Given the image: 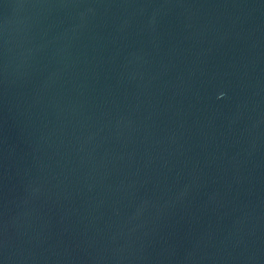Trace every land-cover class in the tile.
I'll return each instance as SVG.
<instances>
[{
	"label": "water",
	"instance_id": "water-1",
	"mask_svg": "<svg viewBox=\"0 0 264 264\" xmlns=\"http://www.w3.org/2000/svg\"><path fill=\"white\" fill-rule=\"evenodd\" d=\"M0 264H264V0H0Z\"/></svg>",
	"mask_w": 264,
	"mask_h": 264
}]
</instances>
